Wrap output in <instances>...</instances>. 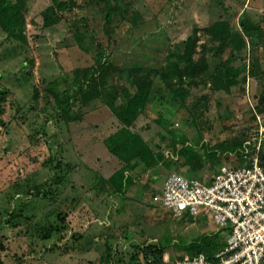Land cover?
Listing matches in <instances>:
<instances>
[{
    "label": "rangeland",
    "instance_id": "rangeland-1",
    "mask_svg": "<svg viewBox=\"0 0 264 264\" xmlns=\"http://www.w3.org/2000/svg\"><path fill=\"white\" fill-rule=\"evenodd\" d=\"M75 1L48 23L44 11L51 0H24L26 39L0 26V85L10 90L0 123V264H122L145 243L163 246L175 260L211 235L226 242L225 229H216L209 215H175L153 200L171 171L162 162L151 169L147 189L142 179L136 184L130 178L127 192L115 191L109 178L145 145L169 155L175 141L198 147L176 168L185 176L208 179L221 164H236L224 144L246 139L258 116L264 118V38L256 34L242 51L246 82L225 90L215 68L230 46L216 53L219 41H212L208 27L221 12L234 25L246 14L264 27V0H222L226 11L216 0H115L111 22L104 0ZM134 12L139 24L132 22ZM194 27V57L204 56L209 69L186 83V108L178 113L156 98L128 129L117 114L120 99L80 121L55 113L47 85L57 79L58 88L75 90L73 69L96 63L100 45L120 66H161L178 59L169 53L184 47ZM109 82L119 95L125 84L120 74L110 72ZM128 138L129 149L118 146ZM202 143L215 157H202Z\"/></svg>",
    "mask_w": 264,
    "mask_h": 264
},
{
    "label": "trees",
    "instance_id": "trees-1",
    "mask_svg": "<svg viewBox=\"0 0 264 264\" xmlns=\"http://www.w3.org/2000/svg\"><path fill=\"white\" fill-rule=\"evenodd\" d=\"M52 3L44 11V18L48 23L59 20L65 10L72 9L73 4H77L75 0H51ZM90 1V0H85ZM103 1V0H101ZM106 2V21L111 22L113 18V10L118 8L115 0H104ZM219 6H222L224 11L228 7L222 0H216ZM24 0H0V26L3 30L17 38L26 39L24 27L26 19L24 15ZM112 9V10H111ZM140 14L134 12L132 22L140 21ZM197 27H194L193 32L184 39V47L171 50L169 53L174 54L178 59L167 60L166 65L156 66L150 65L147 62H135L131 65L120 66L116 64L112 55L108 56L105 50L102 49L96 53V63L85 67H76L73 69V77L76 80L77 88L60 89L57 86L59 81L54 80V85H47L48 93L53 94L55 98V113L67 121L82 120L84 115L92 109L107 104L113 106L120 99V106L117 114L120 115L124 126L130 127L131 123L157 98L159 103H168L176 113L180 109L186 108V97L188 90L186 83L193 81L196 76L201 74L208 68L207 59L202 56L196 59L194 53L196 51L199 35H197ZM214 40H218L216 53L221 54L225 48L230 46V54L226 59L220 62V67L217 66L215 75L220 79L222 88L230 90L233 85L243 84L247 78V63L242 58V51L249 42H255V35L264 38V27L260 23L253 21L246 14L237 25L231 23L230 18L224 17L223 12L219 16H212L211 25L208 27ZM207 45H204L206 48ZM210 67V66H209ZM209 69V68H208ZM207 69V70H208ZM206 70V71H207ZM115 71L120 74L122 83H125L120 94L116 93L114 85L108 83L110 72ZM127 80L126 81H124ZM158 79L157 93H152L151 86L153 80ZM190 79V80H189ZM133 87V88H131ZM10 90L3 88L0 85V123L4 124L2 115L5 112V103L8 100ZM77 107L76 114L73 109ZM193 113V111H192ZM189 121L191 120L188 118ZM128 129V128H127ZM247 139V138H246ZM246 139L233 141L230 145L224 144V148L236 151V156L233 159L237 164L244 162L243 153L238 149L243 145ZM132 138L125 139L118 146L129 149L132 145ZM218 143H224L217 141ZM118 146L116 148H118ZM202 157L210 159L214 156V151L209 149L206 143L200 146ZM171 154L166 155L165 152L156 153L149 145H145L132 155L127 165L117 169L109 178L110 183L115 191H125L126 182L133 175L145 173L150 168L155 167L160 162L168 169L177 170L181 166L180 160L183 157H191L198 152L196 144H188L182 142V145L175 141L168 145ZM178 156V157H176ZM262 163L264 165V151H262ZM129 171L130 173H127ZM178 171V170H177ZM168 175V174H167ZM198 176V175H191ZM41 193V191H37ZM62 217V215H59ZM56 226V227H55ZM54 227L59 229L57 225ZM52 227V228H54ZM225 241H218L215 236L211 235L204 240H200L190 249L187 254H195L205 252L209 257H212L217 249L223 246ZM108 258L112 261V247H107L109 250ZM166 250L163 246L154 243H145L136 245L135 252L131 256V260L141 259V264H171L165 261L164 256ZM184 255H180L179 258ZM151 259V261H149ZM129 260V261H131ZM127 261V262H129ZM124 262L122 264H125Z\"/></svg>",
    "mask_w": 264,
    "mask_h": 264
},
{
    "label": "built area",
    "instance_id": "built-area-1",
    "mask_svg": "<svg viewBox=\"0 0 264 264\" xmlns=\"http://www.w3.org/2000/svg\"><path fill=\"white\" fill-rule=\"evenodd\" d=\"M257 124L238 149L245 158L242 164L223 163L208 179L172 170L153 194L175 215H209L227 233L212 257L185 254L172 264H264V118L258 116ZM164 259L168 262V255ZM125 264H141V259Z\"/></svg>",
    "mask_w": 264,
    "mask_h": 264
},
{
    "label": "crops",
    "instance_id": "crops-1",
    "mask_svg": "<svg viewBox=\"0 0 264 264\" xmlns=\"http://www.w3.org/2000/svg\"><path fill=\"white\" fill-rule=\"evenodd\" d=\"M119 169V168H118ZM151 169L152 168H150L149 170H147L145 173H142V174H138V175H136V174H134L133 175V177H134V181H132V182H134V183H136V184H138V179H142L143 180V183H144V185H143V188H145V189H147L148 188V184H149V181L151 180ZM116 170H114V172H115ZM113 172V173H114ZM127 173H130L129 171H127ZM167 176V175H166ZM166 178V177H165ZM141 180V181H142ZM163 184H164V182L162 183V185H161V189H162V187H163ZM160 189V190H161ZM126 190V192L128 191V189L126 188L125 189ZM155 193V192H154ZM153 193V194H154ZM119 202V200L118 201H115L114 203H115V205L117 206L118 203ZM117 207H119V206H117ZM216 229H218V226L216 227ZM165 255H168V257H169V260L171 261V264L176 260V259H178V258H176L175 260H171V255L170 254H168V252H166V254ZM169 262V261H168Z\"/></svg>",
    "mask_w": 264,
    "mask_h": 264
}]
</instances>
